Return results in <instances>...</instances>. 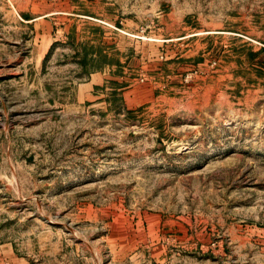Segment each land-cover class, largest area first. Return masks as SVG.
Wrapping results in <instances>:
<instances>
[{
    "label": "rangeland",
    "instance_id": "1",
    "mask_svg": "<svg viewBox=\"0 0 264 264\" xmlns=\"http://www.w3.org/2000/svg\"><path fill=\"white\" fill-rule=\"evenodd\" d=\"M0 264H264V0H0Z\"/></svg>",
    "mask_w": 264,
    "mask_h": 264
}]
</instances>
